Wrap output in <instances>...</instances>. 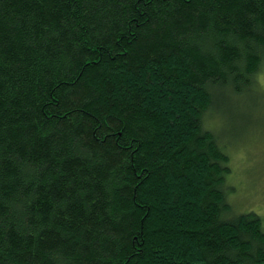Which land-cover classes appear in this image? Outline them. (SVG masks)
I'll use <instances>...</instances> for the list:
<instances>
[{"label":"trees","instance_id":"obj_1","mask_svg":"<svg viewBox=\"0 0 264 264\" xmlns=\"http://www.w3.org/2000/svg\"><path fill=\"white\" fill-rule=\"evenodd\" d=\"M263 68L264 0H0V264H264L205 124Z\"/></svg>","mask_w":264,"mask_h":264},{"label":"rangeland","instance_id":"obj_2","mask_svg":"<svg viewBox=\"0 0 264 264\" xmlns=\"http://www.w3.org/2000/svg\"><path fill=\"white\" fill-rule=\"evenodd\" d=\"M258 80L261 91L237 101L242 106L255 102L261 109L259 115L232 114L231 109L226 111L230 103L225 102L224 115L222 108L219 117L209 112L205 124L226 138L220 143L230 157L231 174L226 181L229 203L237 213L254 211L264 219V68Z\"/></svg>","mask_w":264,"mask_h":264}]
</instances>
